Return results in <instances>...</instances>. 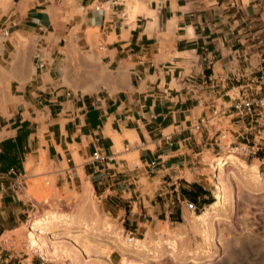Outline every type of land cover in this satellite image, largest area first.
<instances>
[{"label":"crops","instance_id":"obj_1","mask_svg":"<svg viewBox=\"0 0 264 264\" xmlns=\"http://www.w3.org/2000/svg\"><path fill=\"white\" fill-rule=\"evenodd\" d=\"M8 4L0 29L2 35L9 33L5 42L0 38V143L10 141L14 150L6 153L11 157L18 151L14 140L25 133L27 150L16 155L17 166L7 167V161L0 165V176L18 168L27 177L29 200L43 205L49 197L59 211H78H52L60 226L90 229L85 217L96 219L95 226L101 222L117 233L116 244L122 232L110 218L125 231L124 223L136 221L135 215L149 206L154 223L170 198L188 199L183 190L198 189L196 204L205 205L206 178L198 163L209 154L198 155L204 138L189 140L187 129L208 114L198 100L207 92L193 95L191 90L204 75L260 69L264 0ZM219 86L221 94L225 89ZM235 92L230 95L237 97ZM95 101L97 110L92 108ZM95 151L116 160L98 166L92 162ZM151 161L158 163L155 170L149 168ZM7 181H0V188ZM133 184H138L134 193L141 192L135 201L130 199ZM159 191L165 197L156 203ZM144 194L151 196L149 201ZM126 202L132 204L129 214ZM15 205L22 207L11 196L0 200L9 214ZM184 206L175 209L173 221L189 215ZM21 212L25 214L23 208ZM9 214L0 240L11 239L15 246L11 252L0 248V264H47L32 263L17 250L12 233L19 230L20 220L9 219Z\"/></svg>","mask_w":264,"mask_h":264},{"label":"rangeland","instance_id":"obj_2","mask_svg":"<svg viewBox=\"0 0 264 264\" xmlns=\"http://www.w3.org/2000/svg\"><path fill=\"white\" fill-rule=\"evenodd\" d=\"M8 8V0H0V29L5 27L4 24L7 21V17L1 18V14L6 12ZM0 38L3 42L8 39L2 34H0ZM2 126L3 124L1 128ZM26 140L27 135L25 133L23 135L18 134L14 140L17 141L15 148L17 146L18 151H15L16 154L12 153L11 157H9L10 154L6 153L7 150L11 152L14 150L13 145L12 148H9L10 141L0 143V165L7 161V167L17 166L16 155L20 151L25 152L27 150L24 145ZM232 157L238 161H243L248 166V168L243 167L241 173L237 174L240 178L249 179L258 175L264 179V163L257 157L256 159L250 157L248 160L238 156ZM207 160L213 161L214 159L207 155ZM254 164L258 166L255 170L251 168ZM198 166L202 169L201 172L205 173L204 177L206 178L203 181L208 191L205 205L196 204L197 210L192 211L185 204L184 207L187 212L189 211V215L185 214L184 219L179 221L168 220L164 214L166 211V207H164L158 216L159 219L154 216L156 220L154 223L151 212H147L149 207L147 206L135 215L136 221L127 220V223H124L125 231L122 230L121 225L118 228L116 222L110 218L108 222L122 232L117 238V244L113 242L117 235L115 231L106 230L100 221L99 226H95V222L92 221L96 219H88L84 216L87 219L85 224L90 229H83L81 226H71L69 229L56 223L55 227L51 229H39V232L47 231L40 237L43 239V248L33 247L28 239V233L34 220L48 216L52 211L63 214L78 212L59 211L55 208V201L49 197L47 198L48 204L39 205L33 201L38 208L31 213L30 219H27L28 214H23L21 212L22 207L19 208L18 205L13 207L12 214L1 207L0 217L4 221L9 214V219L20 220L18 221L19 230L12 234L16 238L17 250L25 253L32 263L42 261L47 264H193L192 261H195L197 264H264V187L254 188L249 185L250 187L246 191H234L232 202L216 210L215 218L207 228L208 232L204 233L205 229H203L198 217L202 216L217 202V184L226 177V174L235 170L237 165L230 163L224 171H219L216 179L211 175L212 169L208 165L202 162V164L198 163ZM137 186L138 184L130 186L133 194L130 198L131 201L137 200L134 195H141L140 191L137 194L134 193ZM161 193L162 191L156 194L153 201L161 203L165 197L164 195L160 196ZM144 195L149 201L151 196L149 194ZM26 197L27 200L31 199L27 191ZM145 198L142 197V200ZM187 202H191V200L187 199ZM126 205L129 214L132 204L126 202ZM27 220L30 221L29 224ZM80 224L84 223L81 222ZM137 224L139 225L137 226ZM135 228H138V231H133ZM68 230L71 235L65 234ZM178 231L183 235H180ZM87 242L94 245L89 251L85 249ZM74 246H78L80 252H74ZM101 246H103V252L99 253L96 250ZM48 256L51 257L48 258ZM123 259H129L130 263L124 262Z\"/></svg>","mask_w":264,"mask_h":264},{"label":"built area","instance_id":"obj_3","mask_svg":"<svg viewBox=\"0 0 264 264\" xmlns=\"http://www.w3.org/2000/svg\"><path fill=\"white\" fill-rule=\"evenodd\" d=\"M119 2L120 0H111L112 5H117ZM95 10L100 12L101 7L97 6ZM4 36H9L8 31L4 32ZM220 83L224 86L222 89H225L221 94L219 92ZM233 90L236 91L237 97L230 95ZM191 91L193 95L207 92L205 98L198 96V100L204 103V108L209 111L208 114L190 123L187 130L190 132L189 140L195 136L204 138L203 149L198 155L205 152L213 157V161H203V164L212 169L211 175L214 179L218 177L219 170L216 167L219 159L228 165L231 156H238L245 160L250 157L255 159L259 157L264 163V64L257 71L247 67L242 75L233 73H228L223 77H218L214 73L204 75L202 82L197 83ZM98 107L99 101H95L92 108L97 110ZM164 138L168 142L171 140L169 136H164ZM115 160V155H107L102 151H95L92 154V162L98 166H107ZM157 167L156 161L149 162L151 170ZM0 179V181L8 180V183L6 185L3 183L0 188V200L11 196L28 214L27 219H30L31 213L38 206L33 201L27 200L25 173L16 167H11L4 173V177L0 176ZM183 204H186L192 211L197 210L194 202L170 198L164 213L165 217L173 220L175 209ZM27 222L29 224L30 221L27 220ZM3 234V220L0 218V239ZM14 246L11 239L0 240V248H3L5 252L13 251Z\"/></svg>","mask_w":264,"mask_h":264},{"label":"bare ground","instance_id":"obj_4","mask_svg":"<svg viewBox=\"0 0 264 264\" xmlns=\"http://www.w3.org/2000/svg\"><path fill=\"white\" fill-rule=\"evenodd\" d=\"M228 163H229L228 165H230V163L237 165L236 166L237 168L235 170L230 171L228 174L225 175L226 177L224 179H221V181H219V183L217 184V187H218L217 202L214 203L210 207V209H208L202 216L198 217L201 225H203V229H205L204 233L208 232L207 228H209L211 222H213V220L215 218L214 213L216 212V210L219 207L228 205L229 202L230 203L232 202L234 191H236V190H238L239 192H241L243 190L246 191L247 188L250 187L249 185H252L254 188L264 187V179H261L260 177H258V175H254L249 179H243L237 175L243 167L248 168V166L243 161H238L234 157L231 156L229 158ZM228 165H225L223 160L219 159V160H217L216 169H218L220 172H222L227 168ZM257 167H258L257 164H254L253 166H251V168L253 170L257 169ZM218 174H219V172H218ZM59 218L60 217L55 215V213H50L48 216L38 218L31 223L30 226H32V228H29L28 239L30 240L33 247H37L40 249L43 248V244H42L43 239L40 237L44 233H47V231L39 232V229H46L47 230V229H51V228L55 227L56 223L60 224ZM65 230H67V229H65ZM68 233H69V230L65 232V234H68ZM89 242H87V245L85 246V249L87 251H89L90 248L94 246V245H92V243L89 244ZM74 249H75L74 252H76V251L80 252V248H78V246H74ZM102 249H103V246L99 247V249L96 251L99 253H102L103 252ZM100 250H101V252H100ZM50 257L51 256H48V258H50ZM123 260H124V262H129V259H123ZM192 262H193V264H197L195 261H192Z\"/></svg>","mask_w":264,"mask_h":264},{"label":"trees","instance_id":"obj_5","mask_svg":"<svg viewBox=\"0 0 264 264\" xmlns=\"http://www.w3.org/2000/svg\"><path fill=\"white\" fill-rule=\"evenodd\" d=\"M184 195H186V197L191 200V202L196 203L197 202V198H198V193L200 192L198 189L196 190V192L193 191H188L186 192L185 190L182 191ZM177 221H179L178 219H176Z\"/></svg>","mask_w":264,"mask_h":264}]
</instances>
